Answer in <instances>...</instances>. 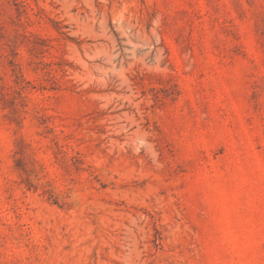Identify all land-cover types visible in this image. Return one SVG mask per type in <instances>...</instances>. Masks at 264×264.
<instances>
[{
	"label": "rangeland",
	"instance_id": "374dc122",
	"mask_svg": "<svg viewBox=\"0 0 264 264\" xmlns=\"http://www.w3.org/2000/svg\"><path fill=\"white\" fill-rule=\"evenodd\" d=\"M0 264H264V0H0Z\"/></svg>",
	"mask_w": 264,
	"mask_h": 264
}]
</instances>
